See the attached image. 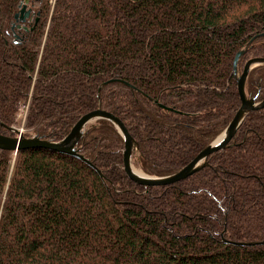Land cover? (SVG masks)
Segmentation results:
<instances>
[{
  "label": "trees",
  "instance_id": "trees-1",
  "mask_svg": "<svg viewBox=\"0 0 264 264\" xmlns=\"http://www.w3.org/2000/svg\"><path fill=\"white\" fill-rule=\"evenodd\" d=\"M22 2L0 0V133L14 135L2 123L27 104L26 133L59 140L101 106L153 176L228 126L241 104L237 52L251 41L241 69L264 55V0H30L21 22ZM246 91L263 98L264 65ZM123 145L110 120L87 128L77 147L102 177L68 154L0 149V264H264V108L168 186L133 182Z\"/></svg>",
  "mask_w": 264,
  "mask_h": 264
},
{
  "label": "water",
  "instance_id": "water-1",
  "mask_svg": "<svg viewBox=\"0 0 264 264\" xmlns=\"http://www.w3.org/2000/svg\"><path fill=\"white\" fill-rule=\"evenodd\" d=\"M29 2L30 0H23L21 9L15 14L16 21L25 22L30 17L31 8L28 7ZM18 27H21V24H18ZM23 27L27 29L26 26ZM250 44L251 41H249L245 47L241 48L237 52L234 59V71L241 104L235 112L233 118L217 139H215L212 143L200 150L180 170L170 175L151 176L142 171L137 170L133 164V156L136 150L138 149L137 140L130 133V131L128 130L125 123L120 117L106 109H103L101 106L81 115L80 118L74 123L70 131L62 139L59 140L45 139L40 137L39 135L26 136L19 128L15 127L14 125L8 126L2 123L14 135H6L0 133V149L10 150L17 153L21 149L45 148L59 153L68 154L79 158L80 160L95 168L102 177V172L94 164L91 163L89 158H87L84 154L79 151L77 145L79 141L84 137L87 128L90 125H92L95 121L99 119H107L116 125V127L123 136V168L126 175L133 182L144 186H166L179 182L207 166L208 158L212 154L228 146L230 141L236 135L245 117L251 111L264 108V98L258 100V95L249 96L246 91L247 78L250 72L256 66L264 65V56L251 57L245 62L242 70H240L239 68L240 58L248 50ZM114 80L117 79H110L104 82V84L112 82ZM130 86L134 88V86Z\"/></svg>",
  "mask_w": 264,
  "mask_h": 264
},
{
  "label": "rangeland",
  "instance_id": "rangeland-1",
  "mask_svg": "<svg viewBox=\"0 0 264 264\" xmlns=\"http://www.w3.org/2000/svg\"><path fill=\"white\" fill-rule=\"evenodd\" d=\"M28 7H30V3L28 4ZM255 56H264V55H253V57H255ZM252 57V56H251ZM250 57V58H251ZM249 59V58H248ZM245 64V63H244ZM243 69V68H242ZM241 68H240V70H242ZM248 95H250V94H248ZM254 95H256V94H254ZM253 96V95H252ZM260 96H258V100H261V99H263L264 98V96H262L263 98H259ZM27 108H28V106H27V104L26 105H22V107H21V109H20V111L18 112V115H17V122L14 124V126L15 127H17V128H19L26 136H33V134L34 133H32V132H29L28 134L26 133L27 132V127L25 126V121H26V114H27ZM258 110H260V109H258ZM254 111H256V110H254ZM252 112V111H251ZM249 115V114H248ZM247 115V116H248ZM246 116V117H247ZM245 117V118H246ZM244 121V120H243ZM96 122V121H95ZM220 136V135H219ZM218 136V137H219ZM218 137H216L215 139H217ZM135 138V137H134ZM136 139V138H135ZM214 139V140H215ZM81 141V140H80ZM79 141V142H80ZM138 142V141H137ZM79 144V143H78ZM123 149H124V145H123ZM122 149V150H123ZM138 149H139V146H138ZM138 149L136 150V152L138 151ZM223 150V149H222ZM221 151V150H220ZM136 152H135V154H134V156H133V164H134V166H135V168L137 169V170H139V171H142V172H144V173H146L141 167H140V165L138 164V162H137V160H136V157H137V155H136ZM219 152V151H218ZM14 154H13V156H15L17 153H15V152H13ZM122 167H123V151H122ZM123 170H124V168H123ZM125 172V171H124ZM147 174V173H146ZM149 175V174H148ZM151 176H153V175H151ZM137 184V183H136ZM175 184V183H174ZM140 186H144V185H140ZM166 186H168V185H166ZM146 187H150V186H146Z\"/></svg>",
  "mask_w": 264,
  "mask_h": 264
}]
</instances>
